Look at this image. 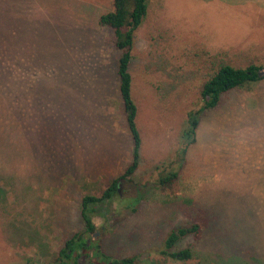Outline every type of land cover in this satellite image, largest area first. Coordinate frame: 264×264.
I'll list each match as a JSON object with an SVG mask.
<instances>
[{
    "label": "rangeland",
    "instance_id": "rangeland-1",
    "mask_svg": "<svg viewBox=\"0 0 264 264\" xmlns=\"http://www.w3.org/2000/svg\"><path fill=\"white\" fill-rule=\"evenodd\" d=\"M112 9L113 0H0V264H54L84 230L82 197L100 196L130 164L119 52L98 25ZM131 56L141 160L95 215L102 253L139 264H264V78L203 111L181 154L188 114L203 106L199 88L218 65L264 68V0H150ZM197 219L201 237L166 251L169 233ZM186 248L187 260L164 253ZM93 257L73 254L77 264Z\"/></svg>",
    "mask_w": 264,
    "mask_h": 264
},
{
    "label": "trees",
    "instance_id": "trees-1",
    "mask_svg": "<svg viewBox=\"0 0 264 264\" xmlns=\"http://www.w3.org/2000/svg\"><path fill=\"white\" fill-rule=\"evenodd\" d=\"M150 0H113V9L110 12L102 14L98 18V25L109 28L113 31L114 45L119 52L117 61V75L119 80V93L122 101V106L125 114L128 134L132 140V158L125 172L117 179L112 180L109 186L101 193L100 196L86 194L80 202V216L84 225V230L81 233H75L68 239L64 246L60 249L57 260L54 264H77L73 254L81 249L93 251L97 261L90 264H139L134 257H128L121 260H113L104 255L100 249L99 239L96 237L102 234V230H97L94 218L99 215L100 209L105 208L115 200V197L120 198L118 183L133 181L134 175L139 168L141 160V135L136 123L138 116V108L132 98V77L128 71L131 56V49L134 41V33L142 24L146 17L148 3ZM260 69L250 64L246 68H236L228 64H219L206 81L199 88V96L203 106L195 112H190L187 117L185 129L183 130L182 139L185 147L181 150L182 156L187 152V149L196 142V130L199 125V116L205 110L216 108L221 97L235 89L244 86L247 83L258 81L264 78L258 76ZM177 174H168L161 178L159 183L162 187L170 185L176 179ZM142 195L138 192L133 201L125 207L131 213H136L137 205L141 200ZM122 202V201H121ZM135 202V204H134ZM204 230V224L201 220L193 221L188 227H180L169 233L165 240L166 251L173 248L180 240L191 236L195 240L201 237ZM88 238H92V243L88 248ZM97 238V239H96ZM166 253L169 257L179 260H187L191 257L189 248L178 252Z\"/></svg>",
    "mask_w": 264,
    "mask_h": 264
},
{
    "label": "water",
    "instance_id": "water-1",
    "mask_svg": "<svg viewBox=\"0 0 264 264\" xmlns=\"http://www.w3.org/2000/svg\"><path fill=\"white\" fill-rule=\"evenodd\" d=\"M264 75V69H260L259 71H258V76L259 77H262Z\"/></svg>",
    "mask_w": 264,
    "mask_h": 264
}]
</instances>
